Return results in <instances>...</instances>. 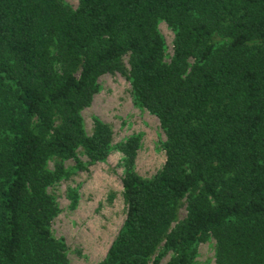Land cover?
I'll return each mask as SVG.
<instances>
[{
  "label": "trees",
  "instance_id": "trees-1",
  "mask_svg": "<svg viewBox=\"0 0 264 264\" xmlns=\"http://www.w3.org/2000/svg\"><path fill=\"white\" fill-rule=\"evenodd\" d=\"M161 20L176 32L169 64ZM126 55L167 161L144 179L139 137L118 147L128 210L102 264H161L170 251L169 264H192L210 237L217 264H264V0H0V264H68L48 190L72 171L48 162L88 171L109 158L111 127L96 120L89 136L82 111Z\"/></svg>",
  "mask_w": 264,
  "mask_h": 264
},
{
  "label": "rangeland",
  "instance_id": "rangeland-1",
  "mask_svg": "<svg viewBox=\"0 0 264 264\" xmlns=\"http://www.w3.org/2000/svg\"><path fill=\"white\" fill-rule=\"evenodd\" d=\"M77 10L80 0H64ZM158 31L165 42L164 62L171 63L175 53L176 32L165 21L158 23ZM193 65V60L190 61ZM123 71L106 73L98 78L99 92L90 106L82 111L85 128L93 135L96 120L109 125L114 134L108 159L77 171L74 160L53 157L48 168L54 171L59 164L72 171L48 190L55 199L59 214L51 225L53 236L65 240L68 264H102L121 232L127 217L123 180L127 173L126 157L118 147L139 137L140 148L133 172L151 180L165 167L167 137L159 118L136 99L130 78V55L122 59ZM78 159L87 163L83 149ZM189 198L182 202L179 220L187 217ZM176 224L173 226L175 227ZM217 241L210 237L198 244L192 264H217ZM176 253L165 254L161 264H169Z\"/></svg>",
  "mask_w": 264,
  "mask_h": 264
}]
</instances>
